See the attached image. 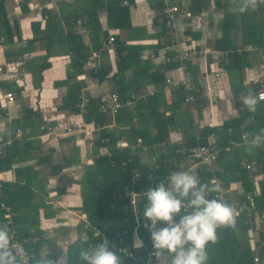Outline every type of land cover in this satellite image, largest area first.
Instances as JSON below:
<instances>
[{
    "label": "crops",
    "instance_id": "1",
    "mask_svg": "<svg viewBox=\"0 0 264 264\" xmlns=\"http://www.w3.org/2000/svg\"><path fill=\"white\" fill-rule=\"evenodd\" d=\"M113 1L127 9V15L118 17L125 22L119 28L112 26L109 17ZM124 1L127 3L0 0V140L10 141L0 157V206L12 208L18 235L22 231L26 234L22 237L40 238L38 250L49 251L48 259L53 264L62 260L74 264L78 261V244L88 241L89 223L83 210L87 188L82 182L92 173L96 161L113 149L102 141L96 146L100 128L95 127L88 107L92 99L101 101L116 93L119 81L130 89L141 86L137 92L141 99L157 95L153 115L147 110L144 117L133 118L137 120L135 127L144 122L140 135L146 140L129 143L131 133L127 131L115 145L128 149L129 157H138L139 167L133 169L129 182H136L134 175L138 174L139 182L145 178L161 183L167 170L175 168V161L181 158L175 153L179 141L188 148L213 143L220 149L216 172L226 185V203L237 210L254 195L261 203L258 208H264V147L252 152L245 148V141L264 128V101H259L254 113L242 104L249 92L257 96L264 82V3L254 11L233 13L232 0H172L180 6L177 26L184 44L180 48L196 52L186 63L188 73L202 91L185 103L183 91L165 89V79H176L179 72L161 61V0ZM187 12L192 13L189 19L184 17ZM78 20L82 24L78 25ZM109 33L115 37L112 45L107 40ZM72 47L76 48V58ZM118 48L139 53L138 64L142 63V72L150 76L134 81L136 66L120 62L125 52L119 54ZM106 68L108 74L99 82ZM77 86L78 101L72 107L64 105L70 88ZM6 92L15 97L11 105L3 98ZM130 94H135L134 90ZM84 98H88L86 105ZM156 113L164 115L162 133L154 118ZM247 119H252L250 124L245 123ZM114 120L115 116L106 115V127L125 132ZM18 130L22 131L20 135ZM244 134L246 140L242 139ZM243 161L254 162L256 171L243 169ZM153 163L158 167L153 169ZM197 177L201 184L210 185L202 170ZM145 200L139 199L138 210L147 231L140 207ZM0 211V224L6 225L1 207ZM263 222L248 225L243 216L237 215L236 224L241 223L244 229L236 232V238L252 254L262 255L259 257L264 262ZM137 237L144 243L145 238L138 233ZM133 239L134 233L131 247ZM234 257L231 253L228 259Z\"/></svg>",
    "mask_w": 264,
    "mask_h": 264
},
{
    "label": "trees",
    "instance_id": "2",
    "mask_svg": "<svg viewBox=\"0 0 264 264\" xmlns=\"http://www.w3.org/2000/svg\"><path fill=\"white\" fill-rule=\"evenodd\" d=\"M123 2L127 3V1ZM178 6V5H176ZM113 12L110 13V21L112 22V26L119 28L122 24L125 25V22H121V20L118 18L122 15H127V9H122L121 7H118V3L113 1L112 3ZM179 10H180V6ZM159 8L162 9V13L160 15V27H161V35H162V41L168 37V29H167V21L164 19L163 16V4L161 0V5H159ZM115 15V16H114ZM114 18L112 19V17ZM123 17V16H122ZM114 20V21H112ZM80 21V20H78ZM82 24V21H81ZM121 45V44H119ZM164 46V43L161 45ZM76 48L72 47V53L74 58H76ZM131 49V48H130ZM127 49V48H118V53L121 54L123 51L125 52L124 56L119 57V61L122 63L130 62L131 65L136 66L135 71V77L136 81L137 79H141L143 77H149V73L143 71L142 72V63L138 64L139 61V53L131 52L134 49ZM123 50V51H122ZM134 57V58H133ZM133 58V60H131ZM75 60V59H74ZM74 61V66H75ZM108 70L106 68L105 72H102V77H100L99 82L104 80L105 76L108 74ZM120 71L119 73H121ZM145 72V73H144ZM144 73V74H143ZM142 74V75H141ZM117 76V75H115ZM115 79V78H114ZM78 87V91L77 88ZM73 89V87L70 88L69 93L67 94L64 102V105L73 106L78 101V95L80 91V87L77 86ZM115 90L116 93H118L122 100H125L129 96V92L133 91L135 92L134 95L140 96L137 94V92L140 90L141 86L135 85L132 87V89L125 87V84H123L121 81L116 82L115 84ZM176 92V91H175ZM156 96L154 95L152 97H146L145 99H141V97L136 101L135 106L131 109L130 107H125L123 109H120L115 115V124L117 127H120L122 129H125V132H116L114 129H109L107 124H105L106 121V115L110 114H104L101 113L99 110V107L103 100H94L90 101L89 105V116L93 118L95 127H99V141L97 142L96 146H100V142H104L105 145H113L112 152L108 156L100 157L93 167V171L91 174L86 175V179L82 182L84 185V206L83 210L85 214L87 215L89 227L86 231L88 241L83 242L82 245L78 244V251L81 247H87L88 245H95L99 243L102 240L101 235H104L106 240L109 242L110 247L117 251V245L114 242V239L116 238V233H120L121 235L124 234V239L126 240L127 244H131L132 240V233H134V216L132 214L131 209L127 207V197L125 196V189L127 185H130V178L132 175V171L134 168L139 167L138 165V157H129V150L128 149H120L116 148L115 145L120 139L122 134H126L127 131L130 135V142L129 143H136L137 140H141L145 138H142L140 134L144 133V130L142 128V125L144 122L142 121L138 127H135L134 117H144L146 113L149 111L151 115L155 113L154 103L156 101ZM99 110V111H98ZM148 110V112H147ZM149 116V115H148ZM163 117L164 115L155 114L154 118L156 120L157 127L159 129V132L162 133V127H163ZM246 117L245 114L242 115V119ZM138 133V134H137ZM137 136V137H135ZM159 139L162 137L159 136ZM146 140V139H145ZM227 143V142H226ZM227 145V144H226ZM6 159V158H4ZM128 159H130L128 161ZM3 159L0 160V162ZM62 167H60L61 169ZM147 177V176H145ZM158 180V179H156ZM103 181V182H102ZM262 184H264V181H262ZM158 185V181H155V179L150 182L148 179H141V182L138 183L137 189H149L154 188ZM3 186L12 187L15 186V188L18 186L17 184H5ZM153 186V187H152ZM90 190V193L89 191ZM5 194L8 192L3 191ZM92 192V193H91ZM10 196V195H9ZM255 199V198H254ZM10 205L13 206L11 202H9ZM147 201L145 200L144 203H141L140 207L143 211V208L145 207ZM261 204V203H260ZM260 204L255 201V205H257V208L260 206ZM261 208V207H260ZM18 209V208H16ZM35 209L38 211V207H35ZM35 209L32 210L35 213ZM140 209V210H141ZM258 210H260L258 208ZM262 210V209H261ZM183 215V214H181ZM3 214L0 211V219L3 220ZM179 216L176 217V220H179ZM142 217L139 218V222H141ZM264 223V222H263ZM35 225L38 224V221L36 220L34 222ZM14 227V225H13ZM244 229L243 225L241 223H237L234 228H222L218 230V242L215 244L214 248L208 249V262L212 264H252L253 254L250 251L249 247L242 246L240 244V241L238 238H236V232L242 231ZM98 231V232H97ZM98 233L97 236H94L95 233ZM146 232V233H145ZM142 238L144 239V247L146 251L153 250L152 248V241L149 231L145 230V228L140 225L137 227V232ZM23 232L20 231V235L23 236ZM18 235V237H22ZM26 236V234H24ZM262 239H264V233H262ZM28 237V236H27ZM23 238V237H22ZM34 238V237H31ZM39 242V243H38ZM40 244V241L37 242H31L26 245V250L29 252V254L38 251V245ZM150 248V249H149ZM233 253L235 254L234 259L229 260V255ZM119 254V253H118ZM121 256L122 264H132L131 260L126 258L124 255L119 254ZM145 256V251L143 252V255L141 258ZM262 258V255H259ZM260 258V259H261ZM78 261H74V264H80V261L77 257ZM225 260H229L225 263ZM262 260V259H261Z\"/></svg>",
    "mask_w": 264,
    "mask_h": 264
},
{
    "label": "clouds",
    "instance_id": "3",
    "mask_svg": "<svg viewBox=\"0 0 264 264\" xmlns=\"http://www.w3.org/2000/svg\"><path fill=\"white\" fill-rule=\"evenodd\" d=\"M261 3L264 0H232L230 11H254ZM258 103V97L251 92L242 99L249 112L254 113ZM260 147H264V128L245 141L249 152ZM219 190L217 186L201 184L196 175L182 171L173 172L165 181L143 193L147 203L142 216L157 264H208V247L218 242V230L234 228L238 215L235 207L209 198ZM12 238L10 228L0 224V264H53L48 259L49 251L43 248L31 254L14 250ZM134 247L141 249L143 242L137 239ZM76 255L80 264H122L121 256L106 239L81 247ZM60 264H64L63 260Z\"/></svg>",
    "mask_w": 264,
    "mask_h": 264
},
{
    "label": "built area",
    "instance_id": "4",
    "mask_svg": "<svg viewBox=\"0 0 264 264\" xmlns=\"http://www.w3.org/2000/svg\"><path fill=\"white\" fill-rule=\"evenodd\" d=\"M72 1V0H67ZM126 4L125 2H123ZM163 4V16L167 21V29H168V37L163 40V58L162 64L174 68L179 72V77L174 79L172 76H169L165 79V89L172 91H183L184 97L183 102L190 103L193 100V97L196 95H200L202 91L194 86L191 76L189 75L187 62L196 55L194 49H189V47L180 48V45H184L180 41V36L178 33V14L179 7L176 6L172 0H162ZM184 17L189 19L192 17L191 12L185 13ZM77 24L80 25L81 21H77ZM108 43L112 45L115 42V37L113 33H109ZM153 52H151V56ZM2 68H0V72ZM257 97L259 101H264V82L260 85V90L257 93ZM5 102L8 105H11L15 101V97L11 92H6L3 96ZM140 98V96H136L134 94H130L125 100H122L121 96L118 93L109 94L104 101L101 103L99 110L101 113L115 115L120 109L124 107H134L136 101ZM84 105L87 104L88 98H84ZM252 119H247L245 121L246 124H250ZM18 135L22 133L21 130L16 132ZM242 139H247V136L244 134ZM138 140V144H139ZM10 145V141L4 142L0 140V157L4 152L6 146ZM179 149L175 151L178 153L181 158L175 161V168L168 169L162 181H165L167 177L173 172H182L187 171L193 175L197 176L198 171L202 170L206 175V181L211 186L219 187L218 192L211 193V199L217 198L226 203V185L225 183L218 177L216 170V161L220 152V149L215 146L213 143H197L193 147H185L182 141L178 142ZM170 162L169 164H171ZM153 169L158 166L153 163ZM241 167L248 172L256 171V164L254 162H241ZM134 177L137 179L136 182L131 183L126 187L125 196L127 197V207L131 209L132 214L134 216L135 226H134V236L133 243L137 239V227L140 225L139 222L140 213L138 210V201L139 199H144L143 193L148 189H137L139 175L135 174ZM1 209L4 212V217L6 220V225L10 228L12 233V246L14 250L20 251L22 253L29 254L26 250V245L31 242H37L40 240L39 237H23L20 238L17 236V232L13 227L12 222V208L10 206L1 204ZM238 216H243L245 218V223L248 225H253L255 223H262L264 221V208L262 210H257L255 205L254 195L248 196L245 201L240 204V207L237 209ZM184 214V211L182 210ZM98 235V233H96ZM102 239H106L104 235H101ZM115 244L117 245V252L119 254L124 255L126 258L130 259L132 264H157L156 258L152 255L153 250L146 251L145 247L141 249H136L134 246L131 247L127 244L124 236L120 233H116V238L114 239ZM123 250V253H120ZM145 251V256L143 258V252ZM252 264H264V262L260 259L259 255L254 252Z\"/></svg>",
    "mask_w": 264,
    "mask_h": 264
}]
</instances>
